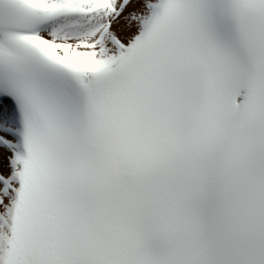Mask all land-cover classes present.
<instances>
[{
    "label": "snow or ice",
    "instance_id": "obj_1",
    "mask_svg": "<svg viewBox=\"0 0 264 264\" xmlns=\"http://www.w3.org/2000/svg\"><path fill=\"white\" fill-rule=\"evenodd\" d=\"M0 264H264V0H0Z\"/></svg>",
    "mask_w": 264,
    "mask_h": 264
}]
</instances>
